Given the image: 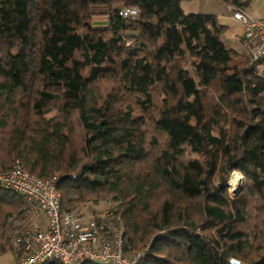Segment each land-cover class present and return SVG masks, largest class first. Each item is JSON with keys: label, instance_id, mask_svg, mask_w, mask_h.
Listing matches in <instances>:
<instances>
[{"label": "trees", "instance_id": "1", "mask_svg": "<svg viewBox=\"0 0 264 264\" xmlns=\"http://www.w3.org/2000/svg\"><path fill=\"white\" fill-rule=\"evenodd\" d=\"M185 1L0 0V175L57 181L66 212L109 202L140 264H264L262 64ZM31 206L0 186V255Z\"/></svg>", "mask_w": 264, "mask_h": 264}, {"label": "built area", "instance_id": "2", "mask_svg": "<svg viewBox=\"0 0 264 264\" xmlns=\"http://www.w3.org/2000/svg\"><path fill=\"white\" fill-rule=\"evenodd\" d=\"M122 16L139 21L140 13L124 9ZM233 18L242 26L240 38L247 43L250 64L264 67V17L237 10ZM129 44V43H128ZM0 186L22 195L37 215L46 220L43 227L13 224L17 264H140L144 253L129 246L124 220L115 210L93 215L66 212L61 205L58 182L31 174L18 161L11 171L0 175Z\"/></svg>", "mask_w": 264, "mask_h": 264}, {"label": "rangeland", "instance_id": "3", "mask_svg": "<svg viewBox=\"0 0 264 264\" xmlns=\"http://www.w3.org/2000/svg\"><path fill=\"white\" fill-rule=\"evenodd\" d=\"M197 1H199V0L190 1V2H187L186 4H184V6H183L184 10L186 12H193L194 11L193 7H195V5H197L196 4V3H198ZM263 2H264V0H254L253 1L252 7H253V10H254V15L255 16H258V17L262 16V12L260 10V5ZM100 10H98V12ZM100 16H103V15H96L93 18H98ZM219 20H220L221 24H223V25L228 27L226 32L223 33V35L221 37L223 43L225 45L231 47L232 49H234L237 53L245 54L246 50H247V43L243 39L239 38V36H238L239 29H240V23L237 22L236 20H234L231 14H228V15L226 14L225 16L221 15ZM92 25H93V19H92ZM94 28H96V27H94ZM97 29H101V28L97 27ZM127 45L130 46L131 42H127ZM260 72L264 75V68H261ZM136 116L137 117L142 116V112L137 113ZM235 172L239 173L240 176H242L241 184H240L239 188H233L230 185L231 177L234 175ZM235 172H233L231 174V176H230V178H229V180L227 182V186H228V189H229V194H230V198L231 199L238 198L241 195V193L243 191V188H244V185H245V176L239 171H235ZM111 207H112V204H110L109 202H102L98 206H91L89 204V205H86L84 208L80 209L79 212L84 214V215H92L93 213L96 214V213H99V212L110 210ZM35 208L36 207L31 206V213H27L26 220L24 218L23 223L20 222V224H23L25 226L31 227V226H33V222L36 223L37 218H36V220H35V218H33L32 221H31L32 218H30L31 214L34 215V213H35V215H36L37 211H36ZM14 235H15V231H14ZM0 264H16V259H15L14 255H13V252L7 251L6 253L1 254L0 255Z\"/></svg>", "mask_w": 264, "mask_h": 264}, {"label": "crops", "instance_id": "4", "mask_svg": "<svg viewBox=\"0 0 264 264\" xmlns=\"http://www.w3.org/2000/svg\"><path fill=\"white\" fill-rule=\"evenodd\" d=\"M192 1H195V0H192ZM253 1H252V3H253ZM187 2H190V1H185V2L182 3V9L187 14L189 13V14L212 15V16L217 17L218 20L220 19L221 15H224L225 16L226 14L227 15L228 14H231L232 17H233V13L234 12L232 10V7H230L229 5H226L224 3V0H199V1H197L198 3H196L197 5H195V7H193V9H194L193 12H186L184 10V7L183 6ZM252 3L250 4V7L248 8V11L253 16H255L254 15V10H253V7H252ZM260 10L262 12V16L261 17L255 16V17H257V18L264 17V2L260 5ZM219 22H220V20H219ZM108 24H109V19H108L107 16H100L98 18H93V26L96 27V28L97 27L106 28L108 26ZM241 34H242V26L240 25L239 34H238L239 38H240V35ZM30 218H32L31 221L33 220V218H35V220L37 218L36 223L33 222V225L34 226L43 227V226L46 225V220H45V217H44V215L42 213H40L38 215H37V213H36V215H35V213H34V215L31 214ZM16 264H17V260H16Z\"/></svg>", "mask_w": 264, "mask_h": 264}, {"label": "bare ground", "instance_id": "5", "mask_svg": "<svg viewBox=\"0 0 264 264\" xmlns=\"http://www.w3.org/2000/svg\"><path fill=\"white\" fill-rule=\"evenodd\" d=\"M240 184H241V178H239L236 175H233L231 177V180H230L231 187H233V188H239Z\"/></svg>", "mask_w": 264, "mask_h": 264}, {"label": "clouds", "instance_id": "6", "mask_svg": "<svg viewBox=\"0 0 264 264\" xmlns=\"http://www.w3.org/2000/svg\"><path fill=\"white\" fill-rule=\"evenodd\" d=\"M234 175H236V176H238L239 178H241V179H242V176H240V174H239V173H234Z\"/></svg>", "mask_w": 264, "mask_h": 264}, {"label": "water", "instance_id": "7", "mask_svg": "<svg viewBox=\"0 0 264 264\" xmlns=\"http://www.w3.org/2000/svg\"><path fill=\"white\" fill-rule=\"evenodd\" d=\"M231 263H232V264H238V262H236V261H232Z\"/></svg>", "mask_w": 264, "mask_h": 264}]
</instances>
